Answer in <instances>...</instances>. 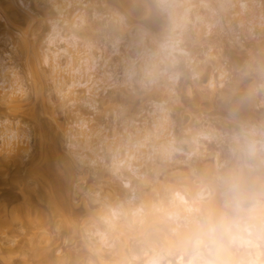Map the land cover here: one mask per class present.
<instances>
[{
  "label": "bare ground",
  "instance_id": "6f19581e",
  "mask_svg": "<svg viewBox=\"0 0 264 264\" xmlns=\"http://www.w3.org/2000/svg\"><path fill=\"white\" fill-rule=\"evenodd\" d=\"M118 1L133 14L141 11L138 5ZM161 1H167L172 28L177 31L156 46L148 44L144 31L132 30L123 16L116 18L122 35L130 40L128 48L138 47L135 54L121 52L118 40L112 43L113 50L100 56L94 51L99 48L90 40L80 42L89 32L102 31L105 26L104 22H100L102 18L95 6L88 10L87 0H48L55 15L50 18L47 46L29 40L27 30L23 31V37L18 41L27 71L35 79L32 87L34 94L42 96L44 101L42 83L49 81V90L55 96H51L48 102L56 104L59 114L67 115V126L61 124V127L76 159L70 160L60 153L59 139L46 126L31 130L17 117L7 113L0 116V161L5 165L23 164L24 159L31 157V139L35 131L37 154L32 156V171L38 179L44 180L52 198L60 195V186L68 192L66 181L74 182L77 170L82 176L91 173L96 179L107 177L109 183L114 182L107 194L102 193L101 188L82 193L87 196L85 200L98 203L97 208L105 211L103 220L106 227L96 228L100 240L98 251L115 246L111 240L114 234L138 228V224L142 223L146 227L148 222L161 219L166 223L165 229L176 235V240L170 244L187 249L189 238L200 229L197 224L201 216L205 218L204 223H215L219 217H225L221 211V200L216 194L219 185L223 187V194L229 191L230 196L236 199L252 200L248 204L237 203L234 206L237 215H246L245 209L249 206L252 210L263 208L257 201V191L264 195V184L254 188L253 177L245 169L237 171L235 163H225L226 170L219 171L220 162L207 160L208 156H213L218 161L221 150L208 148L200 138L212 140L214 134L197 131L188 150L177 146L171 105L167 103L176 93L175 83L180 72L189 68L196 75L195 67L201 61L181 46L184 38L193 39L200 46L207 45L211 27L223 17L229 24L228 32L237 39L231 23L232 15L233 20L244 28V38L254 42L258 40L264 46V0ZM10 6L12 16L7 22L13 28L17 25L14 16L20 12L12 3ZM217 7L235 9L219 15ZM189 22L194 24V32L188 30ZM220 26L223 27V24ZM81 27L87 28V32ZM109 30L113 31L112 28ZM9 36L13 37L12 32ZM60 43L65 45L60 46ZM116 54L119 55L116 60L121 65V73L114 69L113 56ZM42 64L47 66L46 70L41 67ZM221 78L223 73L219 74L218 80L210 78L208 88L211 93L225 85V79ZM25 81L18 67L6 64L0 52V104L6 110L18 112L22 108V99L27 94ZM262 87L264 90V83ZM150 90L159 93L160 97L151 101L149 107L141 106L128 112L115 110L117 98L128 96L134 100ZM98 112L101 116L96 118L94 114ZM31 115L36 118V113ZM244 131V134L232 135L231 151L237 159L245 157L240 164L242 167H258L264 174V117L261 118L260 128L253 126ZM37 159L40 164H34ZM194 171L198 172L197 182L189 177ZM156 182H160L157 196ZM19 198L18 195L0 197V222L12 216L18 218L23 207L29 206L27 196L23 205L17 204ZM225 200H229L228 197ZM85 209L91 213L87 203ZM225 218L231 222L229 217ZM233 223V237L247 248H255L256 244L246 235L244 226L239 222ZM13 242L10 240L8 243ZM118 249L122 251L120 246ZM253 250L254 253L246 251L249 254L247 261L260 264V250ZM131 253L136 255L134 249ZM144 264L161 263L153 257ZM180 264L187 263L183 260Z\"/></svg>",
  "mask_w": 264,
  "mask_h": 264
},
{
  "label": "rangeland",
  "instance_id": "374dc122",
  "mask_svg": "<svg viewBox=\"0 0 264 264\" xmlns=\"http://www.w3.org/2000/svg\"><path fill=\"white\" fill-rule=\"evenodd\" d=\"M122 1L138 5L141 11L133 14L127 11L118 0H87L88 10L95 6L102 18L100 22H104L105 26L102 31L89 32L80 39V42L90 40L89 42L94 43L95 47L99 48L94 49L98 56L113 50L112 43L117 40L121 52L129 51L135 54L138 49V47L128 48L130 40L122 35L120 24L116 21L118 16H123L132 30L144 31L150 46H156L177 31L172 28L173 20L166 9L167 1L143 0L142 3L140 0ZM11 3L20 12L19 15L14 16L17 25L13 28L7 22V19L12 16ZM197 5L201 4L197 3ZM234 9L235 7L228 9L217 7L219 15L223 12L230 13ZM54 15L55 11L48 0H0L1 57L6 64L18 67L27 85V94L21 103L22 108L18 112H11L0 104V116L10 113L13 118L17 117L18 121L31 130L46 126L52 135L59 139L60 153L70 160H75L71 152L72 148L61 127V124L67 126L65 121L67 115L59 114L56 104L52 101L48 102L51 96H55L49 90L51 85L49 81L42 83L45 102L42 96L34 94L32 87L35 79L28 73L18 46L24 30L28 31L29 40L38 41L43 47L47 46L50 18ZM231 18L237 39L228 32L229 24L223 17L211 27V32L207 36V45L200 46L195 40L184 38L181 46L201 61L195 67L196 75L194 70L189 68L180 72L179 79L175 83L176 93L167 105H171L170 114L174 121L178 147L188 150L192 143L191 138L197 131L214 134L212 140L200 138L208 148L215 147L221 150L218 161L213 156H208L207 160L217 164L220 162L219 171L226 170L225 163H235L237 171L245 169L253 177L254 188H258L264 184L262 169L242 167L240 164L245 157L237 159L231 151V139L235 133L244 134L246 133L244 130L261 126V118L264 117L262 87L264 46L258 40L254 42L244 38L246 34L244 28L233 20L232 15ZM220 24H223V27ZM188 25L190 26L188 30L194 32V24L189 22ZM81 30L87 32V28L81 27ZM9 32H12L13 37L9 36ZM118 57L117 54L113 56L114 69L121 73V65L116 60ZM41 67L47 69L44 64ZM220 73H223L221 79H225V85L211 93L208 88L209 80L211 77L218 80ZM158 97H160L159 93L152 90L144 92L134 100L129 99L128 96L119 97L114 108L116 111L128 112L141 106L149 107L150 102ZM32 112L36 113L35 119L31 115ZM94 115L98 118L101 112ZM36 139L37 133L34 131L31 139L33 145L31 157L24 159L23 164L5 165L0 161V197L18 195L20 198L17 204L19 205H23V199L26 196L30 200L29 206L23 207L18 218L12 216L0 222V264H144L146 260L153 257L157 258L161 264H180L183 260L187 263L189 247L184 249L181 245L170 244L176 240L174 237L176 235L165 229L166 223L163 219L148 222L146 227L142 223L138 224V228L120 231L111 239L115 246L103 247V251H98L100 240L96 228L97 226L106 227L103 220L105 211L97 208L98 203L85 200L87 196L84 197L82 193L89 189L101 188L102 193L107 194L114 182L109 183L107 177L96 179L91 173L82 176L77 170L74 182L66 181L68 192L60 186V195L52 198L44 180L38 179L32 171V156L37 154ZM40 163L41 161L37 159L34 164ZM197 173L194 171L189 174L194 182L199 179ZM159 183H155L158 187L155 196L160 192ZM146 190L147 193L150 192L149 186ZM222 190V186H217L216 194L221 200V211L225 217L230 218L231 223H241L244 226V232L254 240L256 246L247 248L233 237L216 257L218 264H250L246 259L249 256L246 251L251 250L254 253L253 249L260 250L259 261L260 264H264V195H260L257 191V201L263 208L252 210L249 206L245 209L246 215L239 216L234 212V206L237 203L248 204L252 200L249 198L239 200L235 196H230L229 191L226 194L221 193ZM226 197L229 200L226 201ZM86 203L91 213L86 211ZM252 212L254 214H251ZM225 217H219L217 221L226 219ZM204 221V216H201L198 227ZM147 238L148 242H145ZM10 240L14 242L8 243ZM119 246L123 252L118 249ZM133 249L136 252L135 256L131 253ZM59 250L61 253H58Z\"/></svg>",
  "mask_w": 264,
  "mask_h": 264
},
{
  "label": "clouds",
  "instance_id": "9594fccd",
  "mask_svg": "<svg viewBox=\"0 0 264 264\" xmlns=\"http://www.w3.org/2000/svg\"><path fill=\"white\" fill-rule=\"evenodd\" d=\"M235 225L226 219L203 223L189 238L187 264H218L216 257L233 239Z\"/></svg>",
  "mask_w": 264,
  "mask_h": 264
}]
</instances>
